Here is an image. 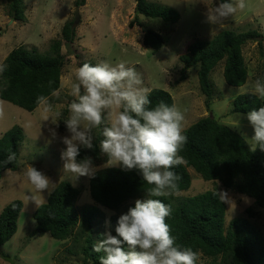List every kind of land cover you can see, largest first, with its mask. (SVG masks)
I'll list each match as a JSON object with an SVG mask.
<instances>
[{"label": "rangeland", "instance_id": "374dc122", "mask_svg": "<svg viewBox=\"0 0 264 264\" xmlns=\"http://www.w3.org/2000/svg\"><path fill=\"white\" fill-rule=\"evenodd\" d=\"M78 1L81 0H25L27 19L24 23L15 21L8 13L7 2L0 1V65H4L12 50L21 46L51 54L53 43L62 39L63 28L67 23L73 22L76 30L74 42H63L62 45L64 66L61 88L49 98L50 111L45 112L41 108L28 112L0 98V138L15 126H20L25 134L20 144L18 170L5 171L0 180V215L12 202L19 200L23 203L17 233L0 247V264H84L82 257L68 252L74 246L72 240L59 241L49 233L39 234L29 240L37 227L34 213L42 204L47 203L48 197L60 182L67 181L80 190L76 203L78 209L95 205L90 194L91 178L73 180L71 174L64 175L62 171L61 150L65 146L61 138L68 135V132L67 129L61 131L59 126H65L63 119L68 115L67 108L72 99L68 91L78 66L84 63L95 65L100 60H107L113 64L124 62L135 67L144 85L151 91L163 89L173 96L174 103L185 114L184 130L202 118L213 116L221 124L239 133L245 141L254 135L253 128L244 118L246 114L232 113V108L234 100L239 95L249 93L250 84L258 76L264 75V54L258 42H249L243 49L249 70L244 86L233 87L227 84L223 75L224 62L212 72L215 94L210 108L200 89L198 67L187 70L185 74L188 78L181 81L185 64L180 57L188 52L192 43L210 40L223 30L238 33L256 30L264 36V0H246V9L238 11L223 27L204 22L207 8H214L219 0H148L176 9L181 15L176 23L136 14L134 0H85L83 6H78ZM77 9L79 21L75 23ZM136 20L142 26L135 24L131 28L130 24ZM147 30L163 36L165 44L162 48L154 50L143 45V33ZM53 120L58 126L52 123ZM52 129L55 130V138ZM104 163L94 164L97 171L107 169L103 167ZM29 165L44 172L54 183L49 192L40 194L39 206L28 199L31 185L25 172ZM188 170L192 179L191 187L174 196V202L208 191L226 192L229 198L226 203V227L235 218L249 217L246 211L253 208L256 216L250 219L264 234V210L256 207L254 199L225 188L219 181L204 180L193 168ZM135 200L119 212L99 206L105 212V219L99 227L106 231L105 221L110 219L112 223L111 218H119L126 213L135 206ZM199 263L214 264L211 258L202 255Z\"/></svg>", "mask_w": 264, "mask_h": 264}, {"label": "trees", "instance_id": "16d2710c", "mask_svg": "<svg viewBox=\"0 0 264 264\" xmlns=\"http://www.w3.org/2000/svg\"><path fill=\"white\" fill-rule=\"evenodd\" d=\"M7 2L8 13L15 21L26 22L25 0H0ZM136 14L149 18H160L169 23L180 20V13L171 7L134 0ZM85 5V0L77 2ZM141 27L136 20L130 24ZM76 30L73 22L63 28L62 39L56 40L51 54L40 53L37 48L24 46L15 48L4 61L6 70L0 73V98L28 112L37 108L38 95L51 98L52 92L61 88L64 57L61 53L63 42L73 43ZM264 36L256 30L235 32L223 30L210 40H198L182 55L185 64L181 81L188 78L187 70L198 67L200 89L206 96L210 108L214 99L215 87L212 72L224 62L223 75L227 84L241 87L247 83L249 70L243 54L249 42H258L264 54ZM165 44L163 36L156 31L143 33V45L159 50ZM153 106L163 100L174 103L173 96L166 90L153 89L150 93ZM256 96L249 93L239 95L233 102L232 113L247 114L263 106ZM67 112V111H66ZM65 131L64 125L59 126ZM187 136L180 155L186 163L173 169L180 177L179 190H188L192 179L189 168H193L206 181H219L232 191L255 200L256 207L264 210V153L259 149L249 150L245 139L228 126L221 124L213 116L200 119L183 131ZM95 150L81 149L80 157L92 158L94 164L106 162L100 154V130L95 132ZM25 134L20 126H15L0 138V180L7 170H18L20 144ZM9 153H15L12 163L5 164ZM144 181L136 172H125L120 168H107L97 171L90 179V194L95 205L76 207L80 190L71 183L62 181L34 213L36 229L29 236L34 239L39 234L49 233L59 241L72 240L74 246L68 252L83 258L84 264H99L103 253L93 251V246L105 231L99 227L105 219V212L99 206L119 212L130 201L145 196ZM217 191H208L195 197L174 202L172 197H158L170 204L172 214L167 218L172 235L182 247L199 251L200 256L208 257L214 264H264V234L250 218L256 216L253 208L247 209L249 217H238L226 227V203L219 200ZM23 203L19 200L9 204L0 215V247L17 233ZM113 229L118 218H112ZM113 235L115 231L113 230ZM219 261V262H218ZM198 264H200L198 262Z\"/></svg>", "mask_w": 264, "mask_h": 264}, {"label": "clouds", "instance_id": "9594fccd", "mask_svg": "<svg viewBox=\"0 0 264 264\" xmlns=\"http://www.w3.org/2000/svg\"><path fill=\"white\" fill-rule=\"evenodd\" d=\"M246 7V0H219L214 8H207L204 22L223 27ZM5 70L6 65H0V73ZM150 93L135 67L107 60L78 66L68 91L72 99L63 119L68 135L61 138L64 175L71 174L73 180L95 177L92 158L78 157L81 148L95 150L94 131L99 129V150L106 157L103 167L136 171L144 181L145 197L136 199L135 206L119 216L115 235L111 220L105 221L106 231L93 246L94 252L103 253L99 264H198L200 260L199 251L177 243L166 222L172 214L171 205L158 199L180 194V177L173 169L186 163L180 155L187 143L185 114L175 103L160 100L153 106ZM249 94L264 102V75L250 84ZM35 105L37 110H51L49 97L43 94L36 97ZM244 118L254 130L246 140L249 150L264 153V106L247 112ZM52 123L58 126L55 120ZM51 132L55 138V130ZM15 158V153H9L3 163ZM25 176L31 185L28 199L39 206L40 194L49 192L54 183L31 165ZM217 195L221 202H229L226 192Z\"/></svg>", "mask_w": 264, "mask_h": 264}, {"label": "water", "instance_id": "95a60500", "mask_svg": "<svg viewBox=\"0 0 264 264\" xmlns=\"http://www.w3.org/2000/svg\"><path fill=\"white\" fill-rule=\"evenodd\" d=\"M79 21V11L78 9L76 10V19H75V23H78Z\"/></svg>", "mask_w": 264, "mask_h": 264}]
</instances>
